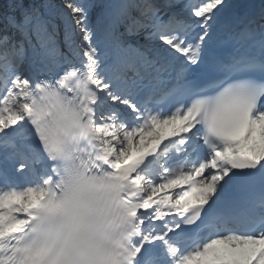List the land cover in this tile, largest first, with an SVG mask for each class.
Listing matches in <instances>:
<instances>
[{
  "label": "snow or ice",
  "instance_id": "obj_1",
  "mask_svg": "<svg viewBox=\"0 0 264 264\" xmlns=\"http://www.w3.org/2000/svg\"><path fill=\"white\" fill-rule=\"evenodd\" d=\"M0 264H264V0H0Z\"/></svg>",
  "mask_w": 264,
  "mask_h": 264
}]
</instances>
